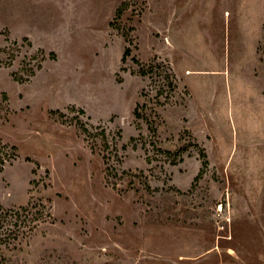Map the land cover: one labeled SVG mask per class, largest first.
I'll return each mask as SVG.
<instances>
[{"label":"rangeland","instance_id":"1","mask_svg":"<svg viewBox=\"0 0 264 264\" xmlns=\"http://www.w3.org/2000/svg\"><path fill=\"white\" fill-rule=\"evenodd\" d=\"M0 236V264H264V0H0Z\"/></svg>","mask_w":264,"mask_h":264},{"label":"trees","instance_id":"2","mask_svg":"<svg viewBox=\"0 0 264 264\" xmlns=\"http://www.w3.org/2000/svg\"><path fill=\"white\" fill-rule=\"evenodd\" d=\"M128 53H129V49L127 48L126 51H125V55L123 56V58H125V57H126V54H128ZM142 72L144 73V70H143ZM1 240H3V239H2V236H0V243H1ZM4 245L7 246L8 243H5Z\"/></svg>","mask_w":264,"mask_h":264}]
</instances>
